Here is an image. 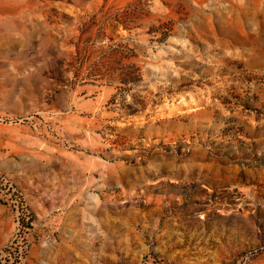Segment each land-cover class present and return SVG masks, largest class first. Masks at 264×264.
<instances>
[{
	"label": "rangeland",
	"instance_id": "374dc122",
	"mask_svg": "<svg viewBox=\"0 0 264 264\" xmlns=\"http://www.w3.org/2000/svg\"><path fill=\"white\" fill-rule=\"evenodd\" d=\"M8 185L12 264H264V0H0Z\"/></svg>",
	"mask_w": 264,
	"mask_h": 264
},
{
	"label": "built area",
	"instance_id": "2783aa9c",
	"mask_svg": "<svg viewBox=\"0 0 264 264\" xmlns=\"http://www.w3.org/2000/svg\"><path fill=\"white\" fill-rule=\"evenodd\" d=\"M14 188L10 185L5 188V192L1 190L0 200L5 204H9L15 211V227L12 231L10 239H8L0 247V264H12L15 260L18 262L26 251L25 245V227L23 222V210L19 204L20 198L14 193Z\"/></svg>",
	"mask_w": 264,
	"mask_h": 264
}]
</instances>
